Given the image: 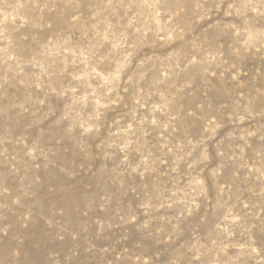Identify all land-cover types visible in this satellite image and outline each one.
I'll list each match as a JSON object with an SVG mask.
<instances>
[{
  "label": "rangeland",
  "instance_id": "374dc122",
  "mask_svg": "<svg viewBox=\"0 0 264 264\" xmlns=\"http://www.w3.org/2000/svg\"><path fill=\"white\" fill-rule=\"evenodd\" d=\"M0 264H264V0H0Z\"/></svg>",
  "mask_w": 264,
  "mask_h": 264
}]
</instances>
